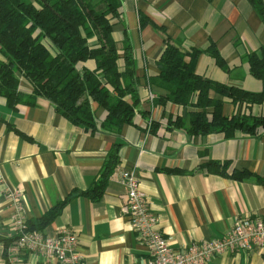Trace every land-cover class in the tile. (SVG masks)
Listing matches in <instances>:
<instances>
[{"label":"crops","instance_id":"0c3cea01","mask_svg":"<svg viewBox=\"0 0 264 264\" xmlns=\"http://www.w3.org/2000/svg\"><path fill=\"white\" fill-rule=\"evenodd\" d=\"M120 10L121 21L113 32L121 57L119 66L124 67L123 39L127 33L133 45L142 111L133 123L123 126L120 135L85 131L43 97L35 106L19 105L16 109L0 97V236H12L13 205L7 200L8 193L21 190L27 221L39 218L74 190L91 187L111 148L121 143L103 196L97 201L72 196L43 232L54 235L62 226L71 227L85 264H144L148 258L147 248L123 212L122 170H136L161 231L176 249L222 238L239 218L264 219V182L255 177L236 180L203 167L212 160L230 161V172L249 171L264 178V130L257 135L238 131L234 137H226L222 132L191 136L181 128L169 129L168 119L161 117L163 108L150 100V94L157 97L166 91L148 82L159 73L156 63L165 43L158 28L163 27L183 48L203 50L197 62L198 74L260 92L263 82L252 75L245 56L264 45V18L249 0H122ZM140 14L148 21L143 28ZM211 41L227 69L219 67L206 51ZM95 66V61L89 60L78 67ZM20 90L31 92L32 86L21 78ZM212 96L225 101L226 115L252 112L264 116V103L246 109L216 92ZM92 106L100 122L106 111L97 103ZM166 110L187 111L175 105ZM151 119L159 123L156 132L148 126ZM7 261L0 242V264ZM8 263L59 264L30 253ZM207 264H264V253L226 252L213 256Z\"/></svg>","mask_w":264,"mask_h":264},{"label":"trees","instance_id":"16d2710c","mask_svg":"<svg viewBox=\"0 0 264 264\" xmlns=\"http://www.w3.org/2000/svg\"><path fill=\"white\" fill-rule=\"evenodd\" d=\"M264 18V0H249ZM122 0H0V97L16 109L19 105L35 106L39 97L48 99L55 109L72 124L85 131L120 135L123 126L133 123L141 98L139 77L135 69L133 45L126 33L123 43L124 67L119 66L120 54L113 36L117 21H121ZM140 27L148 24L139 15ZM161 32L165 48L157 61L159 73L149 77L151 86L166 91L152 101L162 107V118L168 119L169 129L181 128L191 136H205L214 132L234 137L236 132L257 135L264 130V116L252 112L224 113L225 101L212 92L228 98L236 105L251 109L264 103V45L245 56L253 76L263 82L260 92L217 82L196 71L203 50L185 49L164 30ZM221 68L226 62L211 41L206 50ZM95 61V68L79 69L80 63ZM21 78L32 86L31 92L20 90ZM93 103L106 111L100 122ZM168 105L186 109L185 114L166 110ZM151 132L159 123L152 120ZM120 142L109 151L101 173L93 185L74 190L67 198L54 204L39 218L27 221L28 230H44L61 214L72 196H87L99 200L108 185L119 157ZM230 161L212 160L203 167L208 172L229 176L236 180L255 177L249 171H229ZM16 236H0L7 250ZM7 264L8 261H7Z\"/></svg>","mask_w":264,"mask_h":264},{"label":"built area","instance_id":"2783aa9c","mask_svg":"<svg viewBox=\"0 0 264 264\" xmlns=\"http://www.w3.org/2000/svg\"><path fill=\"white\" fill-rule=\"evenodd\" d=\"M154 98L150 94V100ZM120 183L125 190L123 212L147 248L148 258L144 264H207L213 256L226 252L257 250L264 253V219L260 217L239 218L222 238L192 242L176 249L161 231L136 170H122ZM6 197L13 205L11 235L16 236L7 250L10 263L18 262L21 254L30 253L59 264H85L79 253L78 236L71 227L62 226L54 235L28 230L21 190L10 192Z\"/></svg>","mask_w":264,"mask_h":264},{"label":"rangeland","instance_id":"374dc122","mask_svg":"<svg viewBox=\"0 0 264 264\" xmlns=\"http://www.w3.org/2000/svg\"><path fill=\"white\" fill-rule=\"evenodd\" d=\"M243 105H239L238 107H242Z\"/></svg>","mask_w":264,"mask_h":264}]
</instances>
